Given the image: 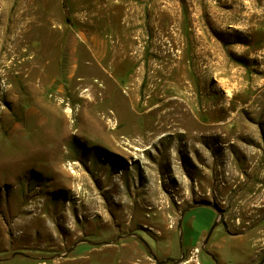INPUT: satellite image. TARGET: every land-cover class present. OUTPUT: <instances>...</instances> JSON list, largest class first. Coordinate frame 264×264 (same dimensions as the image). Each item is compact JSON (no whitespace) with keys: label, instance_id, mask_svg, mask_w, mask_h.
<instances>
[{"label":"rangeland","instance_id":"1","mask_svg":"<svg viewBox=\"0 0 264 264\" xmlns=\"http://www.w3.org/2000/svg\"><path fill=\"white\" fill-rule=\"evenodd\" d=\"M63 1L0 0V264H264V0Z\"/></svg>","mask_w":264,"mask_h":264},{"label":"bare ground","instance_id":"2","mask_svg":"<svg viewBox=\"0 0 264 264\" xmlns=\"http://www.w3.org/2000/svg\"><path fill=\"white\" fill-rule=\"evenodd\" d=\"M0 14L3 15L2 11H0ZM19 44H20V42H19ZM19 44H18V46H19ZM16 49H14L15 53H17ZM22 55H23V52L17 54V57H21ZM159 58H160L161 65H160L159 69L156 68L153 71V74L151 75L150 79L152 80V82H155V84H154V87L152 89L151 97L149 99H147L146 103L144 104V107L145 108L152 107V105L158 99H161V100L164 99V101L162 102V104L160 103V105L150 109L149 111H147L144 114L145 116L155 118V120H156V124L149 128V130H151V133L146 135V139H148V140L153 138L158 132H162L165 129L167 130V127H170V128H174V127L191 128L193 126V123H194V121L192 119V118H194L193 112H190L189 110L187 111L186 109H184V106L187 105L188 101L186 102V99H185L186 88H185V83H184L183 78H180L178 80L173 81L174 80V68L169 67V65L163 61L161 54L158 55V60H159ZM14 60H16V59L14 58ZM177 60H179V61L182 60V57L180 56L179 59H177ZM12 65H13V63H11L9 69H13L14 66H12ZM20 66H21V69H20V72L18 75H22L25 73V71H24L25 65L20 63ZM34 77L35 78L38 77L37 72H35ZM28 81H30V76H29ZM173 91H177L178 96L176 99H169V96L171 94H173ZM169 92H171V93H169ZM159 96H161V97H159ZM112 116H115V115L112 114ZM231 118H232L231 122H234V124L239 125L238 132L243 133L244 132L243 131V125L240 122L239 117L233 116ZM238 135H239V133H238ZM144 138L145 137L143 135H139V137H138L139 140L137 141L136 144H138V145L142 144V142H144L143 141ZM31 147L32 146L30 145L29 146V150H30L29 151V153H30L29 158L33 157L37 153V151H34ZM61 162H60V164H61ZM60 164H59V166H60ZM58 170L60 173L67 174L63 168V165H61V167H59ZM72 179H73V177H72ZM263 180H264V178H263Z\"/></svg>","mask_w":264,"mask_h":264},{"label":"crops","instance_id":"3","mask_svg":"<svg viewBox=\"0 0 264 264\" xmlns=\"http://www.w3.org/2000/svg\"><path fill=\"white\" fill-rule=\"evenodd\" d=\"M27 251H35V252H42L43 250L39 247L36 246H28V249H26ZM25 251V250H23ZM48 253H52V256H47V255H32L34 257H32V261L30 262V264H94L92 262V259L86 258V256L84 255H75L72 253V251L68 252H48ZM14 263V262H13ZM102 264H108L109 261H103L101 262ZM100 263V264H101ZM99 264V263H97Z\"/></svg>","mask_w":264,"mask_h":264},{"label":"trees","instance_id":"4","mask_svg":"<svg viewBox=\"0 0 264 264\" xmlns=\"http://www.w3.org/2000/svg\"><path fill=\"white\" fill-rule=\"evenodd\" d=\"M63 9L65 11V13L67 14V19H69V10H68V6H67V2L66 0L63 1Z\"/></svg>","mask_w":264,"mask_h":264},{"label":"water","instance_id":"5","mask_svg":"<svg viewBox=\"0 0 264 264\" xmlns=\"http://www.w3.org/2000/svg\"><path fill=\"white\" fill-rule=\"evenodd\" d=\"M217 224H215V226H216Z\"/></svg>","mask_w":264,"mask_h":264}]
</instances>
